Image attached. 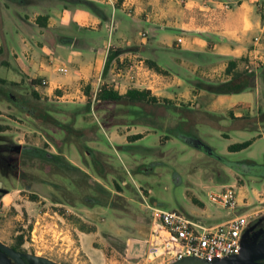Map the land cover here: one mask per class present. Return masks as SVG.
<instances>
[{"label":"rangeland","instance_id":"rangeland-1","mask_svg":"<svg viewBox=\"0 0 264 264\" xmlns=\"http://www.w3.org/2000/svg\"><path fill=\"white\" fill-rule=\"evenodd\" d=\"M6 23L7 32H0L5 56L12 26L10 20ZM103 29L87 34L101 43L109 37L105 24ZM139 32L141 26L135 25L131 34L140 37ZM209 63L202 81L196 82L204 90L202 95L181 100L164 94L156 102L116 104L97 101L91 91L85 98L49 96L43 81L38 89L27 79L17 85L9 80L0 83V242L11 247L23 238L20 252L27 264H166L162 255L154 260L128 255L127 240L139 235L126 217L151 215L148 204L200 216L203 205L195 196L211 212L226 217L232 209L211 202L208 192L227 187L241 192L247 205L241 211L250 215L247 243L264 242V202H260L264 198V66L258 73L252 66L256 82L259 78L258 92L252 93L262 100L263 112L254 109L238 119L211 107L216 86L231 75L210 71L219 68L221 60ZM128 66L113 62L105 69L106 78L123 92L129 85L141 89L135 79L134 83L114 80L115 74H126ZM244 70L248 69L242 65L235 71ZM7 73L5 66L0 67V77ZM35 109L63 126L35 116ZM113 128L130 145L122 148L120 138L110 135ZM141 131L146 133L143 138H131ZM252 139L247 148L229 150L231 144ZM22 146L64 158H30ZM119 190L129 200L119 197ZM81 227L91 230L88 236ZM81 237L87 249L92 250L93 244L101 251L87 256L80 248ZM0 264L16 262L0 251Z\"/></svg>","mask_w":264,"mask_h":264},{"label":"crops","instance_id":"crops-1","mask_svg":"<svg viewBox=\"0 0 264 264\" xmlns=\"http://www.w3.org/2000/svg\"><path fill=\"white\" fill-rule=\"evenodd\" d=\"M131 1L134 12L127 15L123 0H119L116 7L103 0H0V32H7L6 19L12 24L6 56L0 43V67L5 66L8 71L6 77L1 78L17 84L25 79L40 80L45 82L43 87L49 96L82 95L85 98L88 91L95 93L99 82L114 86L105 76L107 63L137 62L143 66L132 76L128 72L119 73L114 75V80L131 83L135 79L141 83V90L147 89L158 98L167 94L181 100L202 95L204 90L196 82L202 81L210 59L222 61L219 68H210V71L223 70L229 77L226 69L230 60L237 61L238 69L254 54L264 56V0H235L237 6L229 10L224 9L223 3L230 0ZM106 6L112 8L111 13ZM118 11L125 15L118 16ZM112 21L114 30L110 34ZM104 24L108 38L104 37L100 43L88 36L87 32H103ZM135 25L141 26L140 37L131 34ZM179 37L183 38L182 43H178ZM148 60L166 72L155 71L148 66ZM261 66L264 62L255 66L256 73ZM61 67L68 71L62 72ZM258 80L253 89L215 95L211 107L238 119L245 118L247 112L252 114L254 109L263 112L262 100L252 93L254 89L258 92ZM136 86L129 85L124 92L119 91L125 93L130 88H139ZM40 87L41 84H36L37 89ZM145 134L141 131V138ZM110 135L120 138L122 148L130 145L127 137H120L114 128ZM117 194L125 197L120 191ZM239 196L241 205L226 217L211 212L195 196L203 206L201 215L193 217L203 219L209 226L228 222L243 214L241 211L247 206L241 192ZM260 202H264V198ZM126 218L125 222L134 224L139 235L127 240V253L133 259H145L149 243L157 236L155 232L165 236V231L152 221L149 213ZM159 240L164 238L159 237ZM80 242V248L89 257L101 251L93 244L92 250L87 249L82 237ZM165 260L166 264L172 263L170 257Z\"/></svg>","mask_w":264,"mask_h":264},{"label":"built area","instance_id":"built-area-1","mask_svg":"<svg viewBox=\"0 0 264 264\" xmlns=\"http://www.w3.org/2000/svg\"><path fill=\"white\" fill-rule=\"evenodd\" d=\"M103 1L116 7L119 0ZM236 4L237 1L230 0L224 2L223 7L229 10ZM122 7L130 14L134 12V3L131 0H123ZM109 29L110 34H112L114 30L113 21L109 25ZM177 41L182 43L183 38L179 37ZM263 62L264 56L254 54L248 59L245 67L249 71H253V64L256 66ZM141 66L143 64L131 62L127 71L132 76L133 72ZM60 70L62 72L68 71L66 67H61ZM99 88L100 86L95 90V98ZM208 197L211 202L232 210L241 205L239 191L232 187L212 190ZM147 207L151 209L152 221L160 225L165 231V236L161 235L159 231L155 232L157 236L153 242L149 243L147 254L149 259L154 260L157 256L162 255L164 260L170 257L173 263L183 257L195 256L213 263L240 253L244 244L247 243L245 232L251 224L250 215H239L228 222L209 226L203 219L178 210H166L151 204H148ZM159 237L164 238V240L160 242Z\"/></svg>","mask_w":264,"mask_h":264},{"label":"trees","instance_id":"trees-1","mask_svg":"<svg viewBox=\"0 0 264 264\" xmlns=\"http://www.w3.org/2000/svg\"><path fill=\"white\" fill-rule=\"evenodd\" d=\"M110 59V58H109ZM147 64L149 67L153 68L155 71L159 73H165L166 71L163 70L157 63L148 60ZM108 66V63L107 65ZM237 67V61L236 60H230L229 65L226 69V72L228 75H231L230 79L225 81L224 83H221L220 85L216 86L214 92L218 94H233V93H240L249 89H253L256 84V73L254 71L244 70V71H235ZM8 81L6 79H3L0 77V83H7ZM13 85H17L15 82H11ZM33 84H42V81L40 80H33ZM4 90V89H2ZM35 97H38V93L34 92ZM99 102H106V103H116V104H132L137 101H148V102H156L159 100L158 97L151 94V92L147 89H139V88H130L125 93L120 92L118 89H116L114 86H110L108 84H103L100 86L99 90L96 93V98ZM43 111H40L38 109L34 110V115L37 117L45 116L47 119L52 120L55 124L61 126V122H59L57 119L52 117L49 114H45ZM63 126V125H62ZM131 138L139 139L141 138V134H137L134 136H131ZM253 143L252 140H247L240 143H234L229 145L230 151H239L244 148L249 147ZM20 149L23 151V154L30 158L39 157L44 160H59L64 158L63 155L57 154V153H50L44 149H40L37 147H30V146H22ZM120 191V190H119ZM121 197L122 195H118ZM64 214V212H63ZM81 230L84 232H91V230H87L84 227H81ZM23 244V238L12 247L16 250H20L21 246Z\"/></svg>","mask_w":264,"mask_h":264},{"label":"water","instance_id":"water-1","mask_svg":"<svg viewBox=\"0 0 264 264\" xmlns=\"http://www.w3.org/2000/svg\"><path fill=\"white\" fill-rule=\"evenodd\" d=\"M193 143L197 147H203V145L197 140H194ZM210 153H212V151H210ZM0 250L11 256L17 262V264H27L23 258L24 254L15 250L14 248L0 242ZM262 258H264V242L260 244L246 243L244 244L240 253L232 255L228 259L218 260L213 263L199 257L187 256L170 264H249Z\"/></svg>","mask_w":264,"mask_h":264},{"label":"flooded vegetation","instance_id":"flooded-vegetation-1","mask_svg":"<svg viewBox=\"0 0 264 264\" xmlns=\"http://www.w3.org/2000/svg\"><path fill=\"white\" fill-rule=\"evenodd\" d=\"M12 247V246H11ZM13 248V247H12ZM16 250V249H15ZM0 251H2V250H0ZM17 251H19L20 252V250H17ZM3 252V251H2ZM5 253V252H4ZM5 254H7V253H5ZM8 255V254H7ZM9 256V255H8ZM9 257H11V256H9ZM12 258V257H11ZM24 258V260H25V262L27 263V259L25 258V257H23ZM13 259V258H12ZM14 260V259H13ZM261 260H264V258H262V259H258V260H255V261H253V262H257V261H261ZM15 261V260H14ZM16 262V261H15ZM252 263V262H251ZM251 263H249V264H251ZM16 264H17V262H16Z\"/></svg>","mask_w":264,"mask_h":264}]
</instances>
